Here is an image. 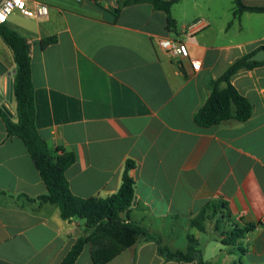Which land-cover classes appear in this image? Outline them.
Masks as SVG:
<instances>
[{
  "label": "crops",
  "instance_id": "0c3cea01",
  "mask_svg": "<svg viewBox=\"0 0 264 264\" xmlns=\"http://www.w3.org/2000/svg\"><path fill=\"white\" fill-rule=\"evenodd\" d=\"M46 1L48 19L16 13L7 24L31 40L37 129L56 155L74 153L66 172L72 193L110 197L133 163L130 218L163 246L186 252L192 234L208 264H264V64L232 78L253 104L247 121L209 128L195 122L210 98L209 81L264 48V13L235 15V0H181L172 9L177 27L169 30L167 15L149 3L116 15L125 0ZM241 1L264 8V0ZM197 20L206 27L192 38L187 28ZM52 36L57 42L43 48ZM163 38L186 42L201 71L183 72L160 50ZM16 69L0 36V109L14 122L17 103L8 89ZM47 193L28 148L8 135L0 114V264H60L85 234L84 220H63L56 205L27 200ZM207 204H227L223 232L232 225L257 228L225 246L215 221L204 232L191 225ZM76 264H94L90 245ZM108 264L200 262L167 261L157 242L140 238Z\"/></svg>",
  "mask_w": 264,
  "mask_h": 264
},
{
  "label": "trees",
  "instance_id": "16d2710c",
  "mask_svg": "<svg viewBox=\"0 0 264 264\" xmlns=\"http://www.w3.org/2000/svg\"><path fill=\"white\" fill-rule=\"evenodd\" d=\"M180 1L125 0L119 2L115 14L118 15L121 8L125 6L149 3L154 9L163 11L167 15L168 28L172 30L177 27L172 9ZM235 5V15L244 12L264 13V8L247 7L241 0H235ZM0 36L13 51L17 65L13 90L17 103L18 121L14 122L10 114L2 109L0 114L6 123L8 135L18 137L25 143L48 190L44 196L37 199L27 198V200L33 203L56 205L60 209L63 220L85 221V234L77 239L60 264H76L87 245L91 247L94 264H108L134 246L140 238L157 242L160 254L167 261L190 263L197 260L200 264H208L203 261L200 242L195 235H188L186 252H174L163 246L160 238L152 236L145 228L131 220L130 210L135 197V182L130 177L129 171L133 168V163L127 164L120 190L110 197L81 198L72 193L66 172L76 161L74 153L62 151L61 155H56L37 129L35 86L31 72V40L8 24H0ZM57 40L56 36L46 37L41 42L42 47L53 45ZM250 57L237 60L218 80L209 81L210 98L195 116L198 126L209 128L231 119L245 122L252 116L254 110L252 102L243 97L232 84V78L236 74L264 64V62H251ZM210 211L211 214H209ZM230 217L227 204H222L220 208L214 204H207L204 210L192 219L191 225L204 232L206 223L215 221V228L220 232L223 230L221 226H225V221ZM256 228L257 226L251 223L244 226L232 225L226 232L222 231L221 234L224 236L222 244L234 247L239 240Z\"/></svg>",
  "mask_w": 264,
  "mask_h": 264
},
{
  "label": "built area",
  "instance_id": "2783aa9c",
  "mask_svg": "<svg viewBox=\"0 0 264 264\" xmlns=\"http://www.w3.org/2000/svg\"><path fill=\"white\" fill-rule=\"evenodd\" d=\"M73 1L81 3L84 0ZM16 13L27 19L45 20L49 18L50 7L46 0H0V24H7ZM205 27V21L197 20L187 28V31L193 38ZM158 45L160 50L166 53L188 76H195L201 71V61L191 56L186 42L163 38L159 40ZM185 62H188V67Z\"/></svg>",
  "mask_w": 264,
  "mask_h": 264
},
{
  "label": "water",
  "instance_id": "95a60500",
  "mask_svg": "<svg viewBox=\"0 0 264 264\" xmlns=\"http://www.w3.org/2000/svg\"><path fill=\"white\" fill-rule=\"evenodd\" d=\"M249 61L251 62H264V48L262 50H260L258 53H256L255 55H253L252 57L249 58ZM14 87V82L13 80H10L9 82V89H8V95L9 97H13V90Z\"/></svg>",
  "mask_w": 264,
  "mask_h": 264
},
{
  "label": "rangeland",
  "instance_id": "374dc122",
  "mask_svg": "<svg viewBox=\"0 0 264 264\" xmlns=\"http://www.w3.org/2000/svg\"><path fill=\"white\" fill-rule=\"evenodd\" d=\"M223 230L220 231V233H222ZM219 232V231H218Z\"/></svg>",
  "mask_w": 264,
  "mask_h": 264
}]
</instances>
